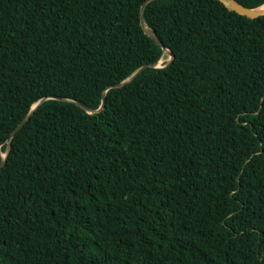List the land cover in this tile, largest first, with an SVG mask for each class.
<instances>
[{
    "label": "trees",
    "instance_id": "1",
    "mask_svg": "<svg viewBox=\"0 0 264 264\" xmlns=\"http://www.w3.org/2000/svg\"><path fill=\"white\" fill-rule=\"evenodd\" d=\"M145 1L0 0V264H264V16Z\"/></svg>",
    "mask_w": 264,
    "mask_h": 264
},
{
    "label": "water",
    "instance_id": "2",
    "mask_svg": "<svg viewBox=\"0 0 264 264\" xmlns=\"http://www.w3.org/2000/svg\"><path fill=\"white\" fill-rule=\"evenodd\" d=\"M148 1H151V0H146L142 6H141V14H142V10H143V7L144 5L148 2ZM225 7H227L229 10H233L239 14H242V15H245L247 17H251V18H254V17H258V16H264V3L258 7H255V8H248V7H245L243 6L242 4L238 3L237 1L235 0H219ZM141 25H142V28L144 30V32L151 38L153 39L158 45L161 46L162 48V51L163 53L164 52H167L168 55L170 56V60L166 62V64L162 65V66H165L167 65L168 63H170V61L173 59V55L171 53V51L166 48L162 42L159 40V38L157 37L156 35V32L148 27L145 26L144 24V21H143V17L141 15ZM158 61L156 62H152V63H148V64H144L142 65L140 68H138L132 75H130L128 78H126L125 80H123L122 82L120 83H117L115 85H113L112 87H119L123 84H125L127 81H129L130 79H132L133 77H135L140 71H142L144 68L146 67H158ZM56 98H59V99H62V100H65L64 98H60V97H56ZM45 98H42L41 100H39L38 102H36L35 104L32 105V107L30 108L29 112L22 118V120L15 126V128L11 131V135H13L24 123L25 121L27 120V118L29 117V115L32 113V111L35 109V107L42 101L44 100ZM105 105V96L102 95V98H101V103L99 105V107L96 109V110H91V109H88V112H97V111H100ZM83 107V106H82ZM85 108V107H84ZM10 139V138H9ZM9 139H8V144L6 146V152L4 154H2V160L0 162V169L2 168L3 164H4V161H5V156L8 152V148H9Z\"/></svg>",
    "mask_w": 264,
    "mask_h": 264
},
{
    "label": "rangeland",
    "instance_id": "3",
    "mask_svg": "<svg viewBox=\"0 0 264 264\" xmlns=\"http://www.w3.org/2000/svg\"><path fill=\"white\" fill-rule=\"evenodd\" d=\"M169 60H170V56L168 55L167 52H164L162 57L158 61V65L161 66V65H163L165 62H167Z\"/></svg>",
    "mask_w": 264,
    "mask_h": 264
}]
</instances>
